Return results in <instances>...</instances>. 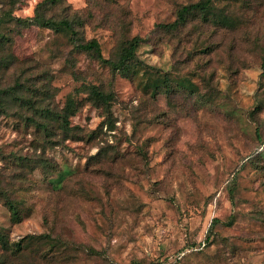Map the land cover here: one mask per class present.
Listing matches in <instances>:
<instances>
[{
	"label": "rangeland",
	"instance_id": "1",
	"mask_svg": "<svg viewBox=\"0 0 264 264\" xmlns=\"http://www.w3.org/2000/svg\"><path fill=\"white\" fill-rule=\"evenodd\" d=\"M40 1L0 0V31L20 30L22 60L0 83L41 86L47 69L59 107L81 101L71 124L82 136L47 146L18 114L0 116V184L21 216L0 200V228L12 240L36 236L23 264H264V0L216 1L177 30L164 24L198 0L44 5L81 18L80 34L105 57L140 36L151 67L133 77L64 33L10 21L8 11L26 20ZM92 84L114 92L111 122L88 101Z\"/></svg>",
	"mask_w": 264,
	"mask_h": 264
},
{
	"label": "trees",
	"instance_id": "2",
	"mask_svg": "<svg viewBox=\"0 0 264 264\" xmlns=\"http://www.w3.org/2000/svg\"><path fill=\"white\" fill-rule=\"evenodd\" d=\"M216 1L219 0H198L184 5L178 9L176 19L171 23L164 24V26L171 30L180 29L186 24L190 15L206 14ZM58 2L59 0L40 1L35 8L34 16L26 20L21 17H14L12 11L7 13L11 16L10 21H14L15 23L13 24L17 27H26L34 24L48 27L58 33H64L71 39L76 50L92 54L103 65H108L113 72L120 73L125 77L137 76L140 72L143 71L144 73L151 67L138 56L137 51L142 40L140 36L135 35L123 41L118 46L113 57H105L97 39H86L80 34L78 24L83 23L81 18L76 15L71 17L66 13L61 16L46 14L44 5L47 3L56 5ZM16 30L17 33L20 32L19 29H13L12 27L9 29V33L0 31V74L9 68H14L18 63L22 64V60L17 58L13 51L14 36L12 34H15L14 31ZM23 73H26V71H23ZM42 76L41 86L37 84L30 85L19 79L13 84L0 83V116H17L18 114L25 121V126L31 125L36 129V132L44 135V142L47 146H50L52 142H57L55 140L58 139L53 138L59 135L69 138L82 136L80 135L82 128L71 124V117L78 111L81 101L79 102L74 96L69 95L66 104L63 107H59L55 102L52 74L47 69H44ZM86 90L88 92V101L100 108L104 115L109 118L108 122H111L112 106L116 100L114 92L105 91L101 86L95 84L87 86ZM113 125L112 123L110 126ZM19 160V166L23 168L33 162L31 159L23 158L22 156L19 157ZM29 166L37 168L35 166L38 165ZM1 186L0 184V200H5V203L9 206L12 214L11 218L20 220V212L15 201ZM37 237L49 239L47 241L48 245L54 241V238L49 234H40ZM30 238H36V236L28 234L18 240H12L10 235L0 228V245L2 247L0 264H23L22 258L26 251V241ZM53 250L50 249L49 253Z\"/></svg>",
	"mask_w": 264,
	"mask_h": 264
},
{
	"label": "built area",
	"instance_id": "3",
	"mask_svg": "<svg viewBox=\"0 0 264 264\" xmlns=\"http://www.w3.org/2000/svg\"><path fill=\"white\" fill-rule=\"evenodd\" d=\"M153 264H173V262H170L169 260H163L162 262L160 263H153Z\"/></svg>",
	"mask_w": 264,
	"mask_h": 264
}]
</instances>
